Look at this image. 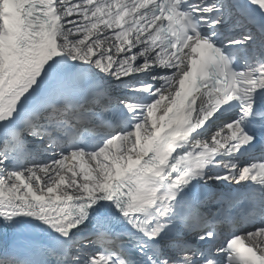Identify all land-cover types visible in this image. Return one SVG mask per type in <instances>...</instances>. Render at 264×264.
<instances>
[{
    "label": "snow or ice",
    "instance_id": "obj_1",
    "mask_svg": "<svg viewBox=\"0 0 264 264\" xmlns=\"http://www.w3.org/2000/svg\"><path fill=\"white\" fill-rule=\"evenodd\" d=\"M0 264H264V0H0Z\"/></svg>",
    "mask_w": 264,
    "mask_h": 264
},
{
    "label": "bare ground",
    "instance_id": "obj_2",
    "mask_svg": "<svg viewBox=\"0 0 264 264\" xmlns=\"http://www.w3.org/2000/svg\"><path fill=\"white\" fill-rule=\"evenodd\" d=\"M41 176H43V174H40Z\"/></svg>",
    "mask_w": 264,
    "mask_h": 264
}]
</instances>
